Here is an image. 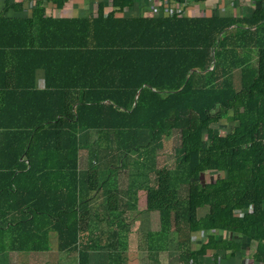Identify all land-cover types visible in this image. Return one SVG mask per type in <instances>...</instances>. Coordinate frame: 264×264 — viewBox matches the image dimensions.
Returning a JSON list of instances; mask_svg holds the SVG:
<instances>
[{
    "label": "trees",
    "instance_id": "trees-1",
    "mask_svg": "<svg viewBox=\"0 0 264 264\" xmlns=\"http://www.w3.org/2000/svg\"><path fill=\"white\" fill-rule=\"evenodd\" d=\"M25 1H0V36L47 48V86L63 91L65 103L34 129L31 171L0 174V249L25 240L37 252L55 234L60 250H77L88 264L80 248L89 243V193L111 179L99 173L96 157L105 154L114 170L148 161L149 173L130 181L147 185V211L160 215V230L149 235L159 251L173 247L180 264H200L210 251L233 259L256 245L251 257L264 264V0L241 17L126 15L135 0H113L109 11L103 0L95 15L69 18L52 9L72 0H36L32 17H6ZM222 120L232 126L222 130ZM168 137L178 139L175 164L160 167L150 157ZM83 149L94 156L87 170ZM207 173L217 177L206 181ZM25 189L32 202L22 209L32 218L9 219V196ZM195 233H206L197 250Z\"/></svg>",
    "mask_w": 264,
    "mask_h": 264
},
{
    "label": "crops",
    "instance_id": "crops-1",
    "mask_svg": "<svg viewBox=\"0 0 264 264\" xmlns=\"http://www.w3.org/2000/svg\"><path fill=\"white\" fill-rule=\"evenodd\" d=\"M35 1L26 0V8L20 10L8 8L6 17L9 19L32 17L34 10L32 6ZM44 1L50 7L48 0ZM100 2L103 0H72L61 11L46 9L48 13L52 9L54 15L60 18L93 16ZM106 2V10L109 11L113 0ZM70 4H73L71 8ZM260 6V0H135V7L127 10L125 14L141 16L155 14L154 12L159 10L162 15L166 14L165 10L168 8H178L183 12V16L189 17H241L250 16ZM2 10L3 8H0V11ZM32 41L28 37L0 36V174H23L31 171L29 156L31 152L27 151L33 146L34 129L40 124H48L46 122H49L51 115L49 110L54 107L63 109L65 103L63 91L47 86L49 51L47 48L33 47ZM36 42L41 43L42 40L38 39ZM94 139L95 136L91 137L90 144ZM92 157L94 156L90 155L88 149L81 150L82 170L90 167ZM100 157L109 156L101 154ZM102 162L105 166L100 167L99 173L105 178L109 172L106 162L109 161ZM115 172L102 190L89 193L91 198L89 215L92 224L88 235L85 234V237L88 236L85 239L89 243L82 245L80 251L87 252L88 264H149V255L146 254L148 248L146 250L141 246L139 240L136 244L133 243L132 236L135 232L128 222L148 221L150 223L148 229L156 233L160 230V215L158 212L147 211L146 184L144 187L134 186L130 181L128 169L119 168ZM154 177L155 173H152L150 178L152 187ZM9 199L13 201L11 206L14 209L9 219L32 218L31 214L22 209L27 203L32 202L26 189L23 197L11 195ZM204 213H208V209ZM111 221L114 223L111 224ZM143 233L144 231H139L141 236ZM226 235L222 234L220 238H226ZM8 240H11L10 236ZM205 240L206 233L193 234L194 250L199 249ZM153 247L156 264H179L180 254L177 249L169 247L168 250L159 251L155 245ZM249 249L250 255L245 254L244 250L236 253L233 259L227 258L224 251L218 252L216 260L212 255L214 252L210 251L207 255L199 257V263L255 264L251 254L256 251V245ZM0 264H79V252L60 250L57 236L51 234L50 244L37 252L30 251L25 245V240L23 248H16L12 243H8L3 250L0 249Z\"/></svg>",
    "mask_w": 264,
    "mask_h": 264
},
{
    "label": "rangeland",
    "instance_id": "rangeland-1",
    "mask_svg": "<svg viewBox=\"0 0 264 264\" xmlns=\"http://www.w3.org/2000/svg\"><path fill=\"white\" fill-rule=\"evenodd\" d=\"M72 5L73 4H70L69 5L70 6L69 8H71ZM219 126H221V129L223 127H225V129L228 130L230 128V126H232V125H229V123H227L226 120H222ZM94 143H95V139L93 141V144ZM177 143H178L177 137H173V138L172 137H168V138H165L164 141H163V147L161 149H159V150L157 149L158 152H156V154H152L150 158L151 159H154L156 161V163L158 164L159 163V157H160V167L161 166H164L166 164H168V166L172 167L175 164V158L176 157H175L174 147H176ZM96 160H100L99 161V164H100V163H102V161H105L106 158H101V157L98 158V157H96ZM148 160H150V159H148ZM147 162L148 161L146 160V158H143V159L138 160V162H136V163H139V165L138 164H135V167L134 166H131L130 169L127 168L129 170V175L132 174V175H134V179L140 180L139 174H140V171L141 170H144L143 172L145 174H148L149 173V172H145L146 171V167H144V165H146ZM136 165H138V167H136ZM103 166H105V163H103V165H101V167H103ZM107 171H109L107 174L110 173V176L111 177H113V175H115V173H116L114 169H108ZM150 176H152V173H151ZM215 177H217V175L210 174V173H207L204 176V178L206 179V181H209L210 179L215 178ZM101 178L104 179L103 178V175L101 176ZM143 178H145V175L144 174H142V178L141 179H143ZM136 221H139V220H136ZM136 221L134 220V221H129L128 222L130 228L133 229L134 232H135V235L132 236V239H134L133 240V243L136 244V242L139 240L138 242L141 244V246L145 247L146 250L149 247H152L154 245H157L154 242V240L152 241V237L149 236L150 234H153L152 230L151 229L150 230L148 229L150 223L148 221H141V222L140 221L139 222H136ZM139 231H141V232L144 231V233L142 234V236H141V234H139ZM127 240L128 239H126V242H127ZM146 254L149 255V252H146ZM149 264H156V262H155V260L149 259ZM179 264H180V262H179Z\"/></svg>",
    "mask_w": 264,
    "mask_h": 264
},
{
    "label": "built area",
    "instance_id": "built-area-1",
    "mask_svg": "<svg viewBox=\"0 0 264 264\" xmlns=\"http://www.w3.org/2000/svg\"><path fill=\"white\" fill-rule=\"evenodd\" d=\"M2 1H6V0H2ZM155 14H161V12L159 10H156L154 12ZM166 15H175V14H179L183 16V12L181 10H179L178 8H168L165 10Z\"/></svg>",
    "mask_w": 264,
    "mask_h": 264
}]
</instances>
